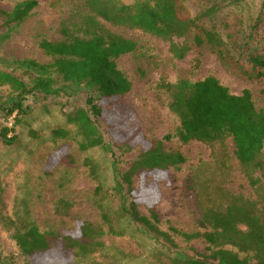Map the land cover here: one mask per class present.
Segmentation results:
<instances>
[{
  "label": "rangeland",
  "instance_id": "obj_1",
  "mask_svg": "<svg viewBox=\"0 0 264 264\" xmlns=\"http://www.w3.org/2000/svg\"><path fill=\"white\" fill-rule=\"evenodd\" d=\"M25 1H35L37 6L20 25L7 23L0 14V71L27 82L28 74L18 62L51 64L40 43L59 41L61 25L76 21L81 10L77 0H0V12L8 14ZM117 1L130 6L144 0ZM183 5L191 14L201 8L193 0H184ZM211 21L234 56L244 52L237 50L241 44L247 51L264 55V0H213ZM105 26L136 44L134 52L115 61L130 83L124 103L126 116L134 119L136 126L123 130L125 109L105 107L102 117H91L104 136L105 146L81 151L82 137L77 127L67 122V116L77 109L88 110L86 92L83 87H66L52 68L48 72L55 87L61 89L59 94L28 96L25 115L8 117L0 112V133L8 128V138H12L10 144L0 139V264H49L46 259L25 256L16 236L28 227L43 234L75 233L81 222L100 228L98 242L102 246L75 258L60 249L70 264H170L173 258L209 256L202 238L187 241L181 236L206 231L200 226L205 209L223 211L233 198L264 205V179L254 174L259 183H249L234 156L231 139L213 146L179 140V120L169 111L167 94L159 88L179 78L197 82L213 77L233 95L248 90L256 109L261 110L264 83L247 80L206 44L193 46L183 60L177 61L160 39L139 30ZM240 62L246 64L247 58L243 56ZM12 95L8 87L0 86V104ZM58 130L67 136L55 137L53 132ZM166 136L171 138L164 142V148L181 153L186 162L157 181L147 173H136L131 188L139 214L149 218L154 211L159 230L169 234L174 246L156 242L145 229L119 221L121 196H128L126 185L120 182L121 174L141 153L146 140ZM61 202L67 203L69 210L59 215ZM102 208L109 223L102 219Z\"/></svg>",
  "mask_w": 264,
  "mask_h": 264
},
{
  "label": "trees",
  "instance_id": "obj_2",
  "mask_svg": "<svg viewBox=\"0 0 264 264\" xmlns=\"http://www.w3.org/2000/svg\"><path fill=\"white\" fill-rule=\"evenodd\" d=\"M77 1L81 12L76 21L61 25V39L56 42L43 40L39 45L52 59L51 64L18 62L28 74L27 82L12 73L0 71V86L8 87L13 93L6 103L0 104V112L8 117L25 115L27 107L24 102L28 96L59 94L61 89L55 87L48 72L52 68L66 87H83L86 92L88 110L77 109L67 116V122L74 124L82 137L81 151L105 146L104 136L91 117H102L105 107L125 109L122 116L128 113L124 97L130 91V83L117 69L115 61L134 52L136 44L113 33L105 24L139 30L160 39L168 45L170 55L177 61L183 60L193 46L200 48L206 44L216 50L222 62L247 80L264 83V55L247 51L242 44L237 46V50L243 49L244 52L238 56L227 49L211 21L213 0H193L201 7L195 14L184 7V0H144L130 6L117 0ZM36 6L35 1H25L16 5L12 12L0 14L5 15L7 23L20 25ZM243 56L247 58L246 64L240 62ZM159 88L167 94L169 111L179 120L177 136L182 143L195 141L213 146L231 139L234 156L249 183L252 186L259 183L254 174H260L264 179V109H256L248 90L233 95L213 77L197 82L179 78L175 83L161 84ZM262 95L264 97V89ZM132 126H136L134 119L126 116L123 130L128 131ZM9 132L10 129L5 128L0 133L4 144L12 143V138H8ZM67 134L60 130L53 132L55 137L64 138ZM170 138L146 140L141 153L121 174L120 182L126 185L128 196H121L119 221L145 229L156 242L165 241L174 246L169 234L159 230L154 211H150L149 218L139 214L131 188V180L136 173H147L157 181L169 170H179L186 162L181 153L164 148V142ZM122 184H118L119 188ZM153 193L156 194L154 188ZM258 205L233 198L223 211L205 209L200 226L206 231L181 236L187 241L202 238L210 255L192 259L173 258L170 264H264V205ZM68 210L67 203H59V215ZM102 212L103 221L109 223L104 208ZM110 232L121 234L114 230ZM101 234L99 227L81 222L77 224L75 233L62 235L53 232L43 234L35 227H28L16 236V240L20 251L27 257L46 259L49 264H70L69 260L62 258L60 249L68 251L71 258L89 255L102 246L98 242ZM241 254L244 257H240Z\"/></svg>",
  "mask_w": 264,
  "mask_h": 264
}]
</instances>
